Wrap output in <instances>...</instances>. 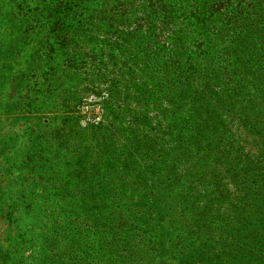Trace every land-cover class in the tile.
<instances>
[{
    "label": "rangeland",
    "instance_id": "1",
    "mask_svg": "<svg viewBox=\"0 0 264 264\" xmlns=\"http://www.w3.org/2000/svg\"><path fill=\"white\" fill-rule=\"evenodd\" d=\"M0 264H264V0H0Z\"/></svg>",
    "mask_w": 264,
    "mask_h": 264
}]
</instances>
